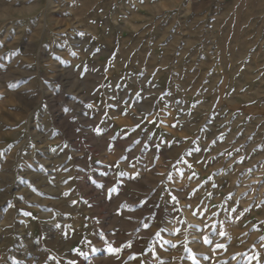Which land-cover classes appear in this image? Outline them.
<instances>
[{"label":"rangeland","instance_id":"rangeland-1","mask_svg":"<svg viewBox=\"0 0 264 264\" xmlns=\"http://www.w3.org/2000/svg\"><path fill=\"white\" fill-rule=\"evenodd\" d=\"M0 264H264V0H0Z\"/></svg>","mask_w":264,"mask_h":264}]
</instances>
